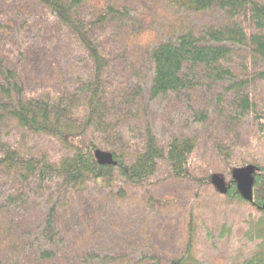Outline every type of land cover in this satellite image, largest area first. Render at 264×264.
<instances>
[{
  "label": "trees",
  "instance_id": "1",
  "mask_svg": "<svg viewBox=\"0 0 264 264\" xmlns=\"http://www.w3.org/2000/svg\"><path fill=\"white\" fill-rule=\"evenodd\" d=\"M31 1L27 11L23 9L28 21L32 12L41 18L34 23L38 34L23 43L29 54L69 43L73 49L70 71L74 72L73 77L80 72L84 75L70 77L64 87L45 85L40 94H26L23 72L0 51V251L9 243H17L12 259L0 253V264L65 262L70 247L66 246L59 220L67 212L72 216L76 197L88 199V193L103 195L115 177L127 186H141L158 173L159 163L163 162L170 165V177L191 178L190 157L198 139L173 133L166 142L160 140L145 115L146 93L151 101L172 95L180 98L213 80L222 88L218 102H225L220 115L225 114L227 120L223 138L229 133L230 139L241 133L244 124H249L264 140V0H166L178 13L198 15L215 11L224 15L225 22L202 33H173L170 38L145 47L151 81L132 89L112 76L117 64L128 55L125 49L120 52L113 45L123 33V43L129 47L139 37L141 23L145 21V2L127 1L128 5L125 0ZM19 17L11 19L6 15L0 22V35L14 33V24L18 23L15 19ZM137 22L139 31L134 29ZM98 28H109L105 30L104 42L112 40V50L96 36ZM113 50L117 53L114 57ZM189 112L197 116L194 124L209 121L204 111ZM136 122L142 125L143 132L133 129ZM7 126L56 140L66 153L57 161L46 153L28 155L6 139L11 133L10 130L4 135ZM98 150L112 154L115 164H100L95 156ZM219 155L227 161L232 152L220 151ZM247 166L255 168L251 202L243 198L233 178L238 168L231 166L232 176L226 186L225 196L230 202L249 204L257 213L250 215L244 234V239L256 243V251L250 259L236 264H264V166ZM109 198L115 199L116 206L124 199L122 192H110L99 204L107 206ZM33 210L38 213L36 221L22 218L29 217ZM19 219L27 233L11 238L13 222ZM226 231L224 228L222 232ZM128 243L117 241L116 246ZM88 249L78 256L80 264H99L100 260L123 262L125 256L131 257V264H201L189 251L182 257L165 260L144 252V248H119L123 251L118 254L123 257L111 247L104 253ZM32 250L39 254L35 261L28 259Z\"/></svg>",
  "mask_w": 264,
  "mask_h": 264
},
{
  "label": "rangeland",
  "instance_id": "2",
  "mask_svg": "<svg viewBox=\"0 0 264 264\" xmlns=\"http://www.w3.org/2000/svg\"><path fill=\"white\" fill-rule=\"evenodd\" d=\"M125 1L134 3L136 0ZM142 1L146 4L145 10H142L145 21L141 23L143 30L139 37L131 41L132 46L129 47L123 43V33L117 44L113 45L120 52L125 49L128 55L117 64L112 76L130 89L151 81V67L145 55V47L166 40L173 33L176 35L184 30L202 33L225 22L224 15L215 11L188 15L176 12L166 0ZM31 3V0H0V22L6 15L11 19L20 16L15 19L18 23L14 24V33L9 36L0 35V51L7 55L9 63L23 72L26 94H40L43 91L41 87L45 85L64 87V82L69 83L72 78L83 76L84 73L80 72L73 77L74 72L70 71L73 49L69 43L48 47L39 53L34 51V55L29 54L23 43L32 40L33 34H38L34 23L41 18L32 12L34 9L31 7L32 15H29L28 21L23 9H28ZM20 11L23 13H18ZM136 28L139 31L138 22L134 29ZM108 29L96 30L95 34L101 38L100 42L105 41V30ZM104 43L112 50V40L111 43ZM116 54V50H113L112 56ZM249 74L250 71L245 75ZM221 91L222 88L210 80L180 98L172 95L166 99L151 101L148 94H144L143 107L147 108L145 115L160 140L166 142L173 133L198 139L197 147L190 157L191 178L170 177V165L161 162L158 173L144 185L127 186L115 177L107 185L103 195L88 193V199L76 197L72 203V216L67 212L59 220L70 253L64 259L65 262L55 264H80L78 256L88 247V250L99 253H104L111 247L116 249L117 254L123 248L129 249L128 251L144 248V252H151L165 260L182 257L189 251L201 264L242 263L254 255L256 243L248 242L244 239V234L248 230L250 215L257 214L256 209L249 204L230 202L225 196L227 193L221 194L212 180L214 177L223 178L227 186L232 176L231 166L238 169L253 164L264 166V140L258 137L256 129L249 124H244L241 133L234 134L230 139L229 133L223 138L227 120L225 114L222 115L223 118L220 116L225 104L221 105L217 100ZM143 107L139 110H143ZM189 110H195L198 114L200 111L206 112L209 121L194 124L197 116ZM12 129L9 126L4 129V135L11 130L6 139L16 143L28 155L39 156L46 153L52 161H57L66 153L56 140ZM133 129L144 131L139 122H136ZM222 138L225 141H221ZM229 150L232 156L230 160L228 158L224 161L225 157L220 156L219 152L229 153ZM244 161L249 163L245 165ZM110 192L118 195L122 192L124 199L118 206L114 198H109L107 206L106 203L100 205L102 198H108ZM37 216L38 213L33 210L29 217L22 218L36 221ZM107 218L115 222L111 219L106 221ZM12 227L13 230L9 233L11 238L27 233L22 219L14 221ZM224 228L226 232H222ZM222 234L224 237H221ZM114 241L129 243L120 247ZM16 244L5 245L0 253L5 258L12 259V250ZM28 255L31 261L39 256L35 250ZM125 257L126 261L123 262L100 260L99 264H131V257Z\"/></svg>",
  "mask_w": 264,
  "mask_h": 264
},
{
  "label": "water",
  "instance_id": "3",
  "mask_svg": "<svg viewBox=\"0 0 264 264\" xmlns=\"http://www.w3.org/2000/svg\"><path fill=\"white\" fill-rule=\"evenodd\" d=\"M95 156L98 162L102 165H111L115 164L113 162L112 154L103 151H96ZM255 172V168L253 166H248L244 169H237L233 173V178L237 182V187L241 195L248 202L252 201V187L254 183L253 173ZM215 188L221 193H227V187L223 178L214 177L212 180Z\"/></svg>",
  "mask_w": 264,
  "mask_h": 264
}]
</instances>
